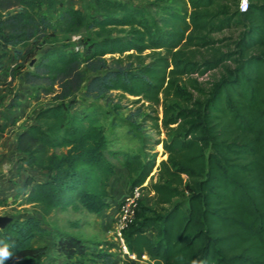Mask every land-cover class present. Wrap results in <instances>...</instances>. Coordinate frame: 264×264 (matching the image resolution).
<instances>
[{"label": "trees", "instance_id": "trees-1", "mask_svg": "<svg viewBox=\"0 0 264 264\" xmlns=\"http://www.w3.org/2000/svg\"><path fill=\"white\" fill-rule=\"evenodd\" d=\"M240 1L93 0L88 10L67 0H0V81L11 75L13 47L32 65L25 83L54 101L16 136L18 162L30 171L21 205L30 209L0 228V247L14 253L5 264H46L49 246L34 240L51 234L64 264H117L113 252L46 222L58 209L103 212L114 159L130 189L153 192V207L141 200L123 232L138 260L264 264V0H249L245 12ZM78 94L147 104L167 157L113 148L108 111L93 102L75 108Z\"/></svg>", "mask_w": 264, "mask_h": 264}, {"label": "rangeland", "instance_id": "rangeland-1", "mask_svg": "<svg viewBox=\"0 0 264 264\" xmlns=\"http://www.w3.org/2000/svg\"><path fill=\"white\" fill-rule=\"evenodd\" d=\"M130 1L140 5H147L151 2H158V0ZM67 2L69 5L82 7L88 10L93 6V0H67ZM151 12L153 13V11ZM78 36L72 38V42L79 43L82 35ZM216 36L221 37L222 35L217 34ZM5 59L6 67L8 68L7 72L11 75H9V77L5 81H0V107H3L5 109L8 102H10V99L16 95L20 96V99L18 100V102H20V105L18 106V108L7 110L6 114L0 112V128H4V138H6L4 143L2 140V142L0 143V147L8 146V142L12 139L13 135L18 131V129H20L28 120L33 117L34 111L38 110L40 107L46 105L47 103L50 104L54 102L52 100V95H45L40 92L34 93L32 91V88L28 86L22 79L21 74H24L28 70H32L31 62L23 63V59L18 57L15 52V48L13 47H10L8 49ZM75 98L78 102V105L75 108L93 102L94 104L102 107L105 113L108 111L107 113L109 119L106 120V123L109 126V136L112 140L113 148L132 150L135 152L145 151L147 153L149 152V154L158 151V163L162 159L167 157L163 155L162 144L155 145L154 143L158 142V140L164 139L166 135L164 131L158 132L149 117L146 116L147 114H151L152 112L147 104L143 105L142 102L134 104L133 100L135 97L133 96H128V98L123 99L115 98L111 101H107L105 99L92 100L85 97L83 94H78ZM139 106H141L142 108V113L140 114L137 113V108ZM161 111L162 108H160L159 112ZM161 115L162 114L160 113V116ZM112 118H114L115 121L114 125L110 123ZM111 125L112 127L110 128ZM114 161L117 162L119 170L116 178L118 180V183H114L113 186H115L116 188L112 195L114 197L118 193V190H120L119 193H124L125 197V195L130 191L129 174L127 172L120 171L121 166L119 164V161H117V159H114ZM8 168V161H0V182L3 178L7 179V176L3 177L1 175V171H7L10 169ZM17 171L18 169H16V173ZM23 173L24 175L28 174L26 170H23ZM153 176L154 173L151 175V177H149L147 182H151ZM9 182L10 181L7 179L5 185L0 188V191L3 188L6 189ZM17 190V194L16 192L7 194L9 204L5 203V206L0 205V213L9 212L10 214H19L30 209V206L28 205H21V202L24 198V193L19 189V186ZM142 201V204L144 205L142 209L151 206L153 207V192L150 189H144ZM0 204L2 203L0 202ZM141 212L142 213L138 215V222L142 221V219L147 215V211ZM116 219L117 216H115L111 220L108 213H106L104 216L88 212H76L72 209H58L46 218V222L53 227V231H56V229H61L62 231L81 237L90 248L113 252L120 261V264H150L147 261L148 258H144V261H140L130 260L129 258H124L122 256L119 248V239L116 234ZM53 244L54 236L51 235V246L49 245V254L46 260V264H64L62 262V259H64V257L53 249ZM99 246H102L103 249H98ZM97 262L98 263L90 262L88 264H100L99 260Z\"/></svg>", "mask_w": 264, "mask_h": 264}, {"label": "crops", "instance_id": "crops-1", "mask_svg": "<svg viewBox=\"0 0 264 264\" xmlns=\"http://www.w3.org/2000/svg\"><path fill=\"white\" fill-rule=\"evenodd\" d=\"M47 105H49V104L47 103L44 106H47ZM36 111H34L33 117L30 120H28L23 126L28 124L30 121H33ZM21 128L18 129V131L13 135L12 139L8 142V146H5V147L1 146L0 147V161H2V162L3 161H8L9 168H10V169L8 168L9 170H7V171H3V170L1 171V175L3 177L7 176V179L10 181L8 186H7V188L6 189L3 188L0 191V198H4L6 200L7 204H9L8 197H7L8 195L7 194L8 193L12 194V193H15V192L17 194L18 186L22 185L24 183V178L26 177V175H24L23 170H26L27 172H30L29 169L26 166L25 167H21V163L18 162V154H17V151H16V136H17L18 132L21 130ZM5 140H6V138L3 139V143H4ZM16 169H18L17 173H16ZM118 170L119 169H117V173H118ZM120 171L128 173V171H127V169L125 167H121ZM116 178H117V175L112 180V184H111V188H110V197L108 199L109 200V205L105 208V210H103V212L99 213L100 215H104V216H105L106 213H108V215L110 216L111 220L115 216H117V213H118L117 208H118L119 202H121L123 197H124V193H122V192L119 193L120 190H118V193L114 197L112 195L114 190H115V188H116L113 185H114V183L115 184L118 183V180ZM7 179L3 178L1 180L0 188L5 185V182L7 181ZM155 179H156V177L154 175L152 177L151 182H153ZM151 182H148V183H151ZM0 214L1 215H9V216L12 215L9 212H3V213H0ZM51 235H53V234H51ZM51 235H46V236H42V237L39 236V237L35 238L34 244L37 245V246L38 245H45V244L49 246L50 242H51Z\"/></svg>", "mask_w": 264, "mask_h": 264}, {"label": "built area", "instance_id": "built-area-1", "mask_svg": "<svg viewBox=\"0 0 264 264\" xmlns=\"http://www.w3.org/2000/svg\"><path fill=\"white\" fill-rule=\"evenodd\" d=\"M249 0H241L239 8L242 12H245L248 9ZM146 182L144 185H146ZM144 187L138 186L133 189H130L129 193L125 195L123 200L119 203L117 208V229L116 234L119 239L121 253L125 258L130 260H138L135 253H132L126 243L123 232L127 227L136 220L137 213L140 210V201L143 199ZM144 258H148L146 255ZM117 264H120L118 258L116 259Z\"/></svg>", "mask_w": 264, "mask_h": 264}, {"label": "clouds", "instance_id": "clouds-1", "mask_svg": "<svg viewBox=\"0 0 264 264\" xmlns=\"http://www.w3.org/2000/svg\"><path fill=\"white\" fill-rule=\"evenodd\" d=\"M14 253L9 250L7 244L0 247V264H5L6 261L13 258Z\"/></svg>", "mask_w": 264, "mask_h": 264}, {"label": "water", "instance_id": "water-1", "mask_svg": "<svg viewBox=\"0 0 264 264\" xmlns=\"http://www.w3.org/2000/svg\"><path fill=\"white\" fill-rule=\"evenodd\" d=\"M33 63V61H32ZM13 219L12 216L9 215H0V228H4L9 221Z\"/></svg>", "mask_w": 264, "mask_h": 264}]
</instances>
